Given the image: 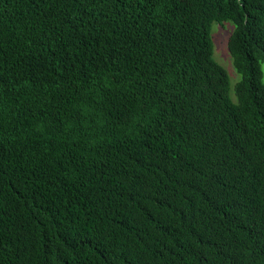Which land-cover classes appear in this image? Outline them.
Wrapping results in <instances>:
<instances>
[{
    "label": "trees",
    "instance_id": "1",
    "mask_svg": "<svg viewBox=\"0 0 264 264\" xmlns=\"http://www.w3.org/2000/svg\"><path fill=\"white\" fill-rule=\"evenodd\" d=\"M0 264H264V0H0Z\"/></svg>",
    "mask_w": 264,
    "mask_h": 264
},
{
    "label": "rangeland",
    "instance_id": "2",
    "mask_svg": "<svg viewBox=\"0 0 264 264\" xmlns=\"http://www.w3.org/2000/svg\"><path fill=\"white\" fill-rule=\"evenodd\" d=\"M234 28V24L230 21L214 23L212 26V41L214 44V58L227 71L231 81L232 97L236 101L235 87L241 81L242 76L237 72L228 50V41Z\"/></svg>",
    "mask_w": 264,
    "mask_h": 264
}]
</instances>
